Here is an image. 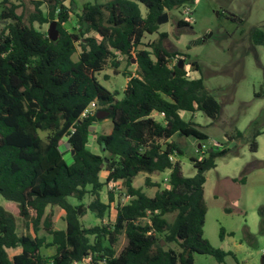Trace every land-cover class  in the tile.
Wrapping results in <instances>:
<instances>
[{"label": "trees", "instance_id": "trees-1", "mask_svg": "<svg viewBox=\"0 0 264 264\" xmlns=\"http://www.w3.org/2000/svg\"><path fill=\"white\" fill-rule=\"evenodd\" d=\"M65 1L37 0L27 23L14 0L0 2V22H6L0 30V197L18 205V216L33 233L18 235L14 215L0 205V264H194L195 254L224 264L227 256L235 255L204 237V185L206 172L230 150L205 151L192 159L193 177H185L180 163L170 159L182 155L172 141L175 135L206 140L196 123L180 113L202 112L217 120L221 107L202 77H186L187 65L199 73L200 67L166 48L167 33L143 44L146 35L158 33L160 16L192 0L87 3L71 31L65 24L73 11ZM139 4L147 8L146 16ZM54 21L56 41L34 27ZM177 25L189 24L180 19ZM252 39L264 46L263 31L255 30ZM120 57L136 66L135 73L118 71ZM178 57L185 62L183 69ZM172 59L177 61L172 64ZM110 65L114 74L127 78L121 98L98 80ZM92 102L98 110L111 112L108 134L92 131L98 122L95 114L82 118ZM153 112L164 121L151 117ZM259 135L252 138V152L258 149ZM92 136L102 155L91 151ZM229 139L244 140L245 135L237 132ZM103 171L108 172L105 181L100 180ZM166 171L170 173L164 189L146 179L147 186L159 187L153 197L133 185L142 172ZM119 180L131 200L118 205L115 217L108 219L114 197L109 193L104 203L100 195L109 182ZM233 181L245 183L246 177ZM87 196L92 200L85 208L101 221L93 227L81 222L78 212L84 206L68 201L71 197L82 202ZM55 206L64 211L63 230L55 229L52 215L46 214ZM168 215H174L172 222ZM41 230L45 235H39ZM122 234L127 244L117 254ZM225 236L221 228V239ZM162 240L179 251L161 246ZM17 247L21 253L10 258L6 250ZM51 248L54 254H42Z\"/></svg>", "mask_w": 264, "mask_h": 264}, {"label": "rangeland", "instance_id": "rangeland-1", "mask_svg": "<svg viewBox=\"0 0 264 264\" xmlns=\"http://www.w3.org/2000/svg\"><path fill=\"white\" fill-rule=\"evenodd\" d=\"M2 0H0L1 2ZM20 8L18 13L24 16L25 22L34 12L37 0H14ZM66 0L65 5L72 9L70 21L65 28L72 30L76 25V14L81 13L87 3H106L110 0ZM192 17L194 23L178 27L177 23L183 19L182 9L168 13V21L159 25V31L153 35H146L143 44L155 41L159 33H167L166 48L170 52L183 55L186 63L195 61L200 67V73L195 72L193 77H202L204 85L210 94L219 103L221 110L217 120L208 118L202 112L194 114L183 112L185 121L192 120L196 128L205 135L206 140L198 141L194 137L175 135L172 141L181 149L182 155L177 156L183 175L193 177L196 170L192 159L201 158L199 145L203 144V151L229 149L230 152L217 159V167L206 172L204 185V202L207 213L204 224V237L212 246L225 252H232L224 264H262L264 258V46L256 45L252 36L255 30L264 32V0H192ZM143 16L147 8L139 4ZM43 12L46 8L41 7ZM1 11V7H0ZM5 23L0 22V30ZM50 24L34 27L42 33H48ZM141 48H145L144 46ZM78 55L73 56L77 60ZM182 58V57H178ZM183 59V58H182ZM121 65L118 71L135 73L136 66L129 65L125 58L120 57ZM177 59H172L174 64ZM114 68L104 69L98 80L111 92H119L122 97L127 85V78L122 74H114ZM108 80H104V76ZM97 133H107L111 123L101 121L94 126ZM237 132L245 135L244 140L229 139ZM256 133L258 149L251 151L252 138ZM215 143H218L216 145ZM91 151L102 155L99 146L93 140L90 143ZM138 174L133 182L137 188H142L149 197L157 192L156 186H147L146 179L152 184H158L161 189L167 187L165 178L167 172ZM102 181H105L103 175ZM246 177L245 183L234 182L233 179ZM233 178V179H232ZM123 187V183L121 184ZM111 204V216L114 208L120 204H127L123 192H118ZM107 187L101 192V199L108 202ZM92 197L87 196L82 202L74 198L68 201L74 205H83L79 214L85 227H93L101 221L85 207ZM0 205L14 215L17 231L21 234L32 233L31 225L28 230L26 222L18 216V205L5 201L0 197ZM46 214L52 215L53 227L64 229V211L60 207H48ZM174 215L166 216L170 222ZM107 216L104 222H106ZM148 220H144L146 223ZM224 228L226 236L220 237V229ZM233 235H229V234ZM39 235H45L43 230ZM51 240L50 236H47ZM124 234L119 236L115 247L117 254L126 246ZM167 249L179 251L175 244L164 245ZM46 252H49L48 249ZM194 264H217L209 255H194Z\"/></svg>", "mask_w": 264, "mask_h": 264}, {"label": "built area", "instance_id": "built-area-1", "mask_svg": "<svg viewBox=\"0 0 264 264\" xmlns=\"http://www.w3.org/2000/svg\"><path fill=\"white\" fill-rule=\"evenodd\" d=\"M181 9H182L181 14L183 16V19H181V20L184 21L185 23L189 24V25H192V23H194V19L192 17L193 8H192L191 4H185ZM185 72H186L185 73L186 77L191 78V79L193 78L192 74L194 73V71L190 65H187L185 67ZM97 111H98V107H97L96 103L92 102V103H90L89 107L82 113V118H86L88 116V114H95ZM94 128L95 127H93V129ZM93 129H92V131H93ZM90 141L91 142L93 141V136L91 137ZM215 144L218 145V143H215ZM198 147L200 148L199 152L201 153V155L204 154L205 151L202 150L203 144L199 145ZM170 159L172 161H175L174 156H171ZM167 180H168V178L165 179L166 183H167ZM121 184H122V181H120V180L119 181H111L106 186L107 191L109 193H113L115 195L118 192H123L125 198L130 201L131 197L127 194L125 187H123ZM74 264H80V263H74Z\"/></svg>", "mask_w": 264, "mask_h": 264}, {"label": "crops", "instance_id": "crops-1", "mask_svg": "<svg viewBox=\"0 0 264 264\" xmlns=\"http://www.w3.org/2000/svg\"><path fill=\"white\" fill-rule=\"evenodd\" d=\"M195 73V72H194ZM193 78H197V77H193ZM182 113L183 112H181L180 113V115H181V117H182ZM96 114V113H95ZM191 114H194V113H191ZM151 117H153L156 121H158V122H163L164 121V117H163V115L162 114H160V113H157V112H153L152 113V115H151ZM99 121H101V123H103V124H106V123H111V120H110V118H105V119H103V120H98V122ZM98 122H97V124L96 125H98ZM95 125V126H96ZM111 125H112V123H111ZM112 128V127H111ZM111 130V129H110ZM110 130H109V132H110ZM93 132L94 133H96V134H99V133H97V131H96V128H94L93 129ZM109 132H107V133H105V134H108ZM100 148V147H99ZM175 160H177V158L175 157ZM167 172V177L165 178V179H167L168 178V176H169V171H166ZM103 175V178H104V180L106 179V177H107V175H108V172H106V171H103L101 174H100V180L102 181V176ZM147 177H150L151 175H146ZM233 179V178H232ZM158 189H159V187H157ZM112 195H113V193H111ZM114 196V195H113ZM102 200V199H101ZM114 202V201H113ZM112 204V203H111ZM121 205H123V204H121ZM114 211H115V208H114ZM112 214L110 213V216H111ZM115 215H116V211H115V214L113 215V217H115ZM112 217V218H113ZM65 228H66V225H65ZM64 228V229H65ZM60 230H63V229H60ZM44 232V231H43ZM17 233H18V231H17ZM45 233V232H44ZM27 234H30V233H27ZM27 234H21V235H27ZM18 235H20L19 233H18ZM41 236V235H40ZM43 236V235H42ZM46 250L47 249H42V254L43 255H45V256H51L52 254H54V251H55V249L54 248H51V249H48V251L49 252H46ZM7 251V254H8V256L10 257V258H12V257H14L15 255H18V254H20L21 253V251H22V249L20 248V247H17V248H12V249H7L6 250Z\"/></svg>", "mask_w": 264, "mask_h": 264}, {"label": "water", "instance_id": "water-1", "mask_svg": "<svg viewBox=\"0 0 264 264\" xmlns=\"http://www.w3.org/2000/svg\"><path fill=\"white\" fill-rule=\"evenodd\" d=\"M167 21H168V13H164L162 16L158 18L157 23L158 25H161ZM2 23H6V22H2ZM58 35H59V31L57 29V23L54 21L50 23L49 30H48V37L51 41H56L58 38ZM178 65L180 69L184 68L185 62L182 58L178 61ZM95 116L97 120H103L105 118H109L111 116V112L104 111V110H98ZM80 212H81V208H79L78 213L80 214ZM164 245H165V242L162 240L161 246H164ZM262 264H264V258H263Z\"/></svg>", "mask_w": 264, "mask_h": 264}]
</instances>
